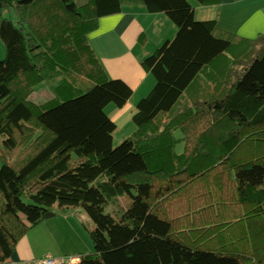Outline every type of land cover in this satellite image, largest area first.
<instances>
[{
  "label": "trees",
  "instance_id": "obj_1",
  "mask_svg": "<svg viewBox=\"0 0 264 264\" xmlns=\"http://www.w3.org/2000/svg\"><path fill=\"white\" fill-rule=\"evenodd\" d=\"M138 4L177 35L143 60L155 84L114 146L106 107L133 91L109 77L90 34ZM0 39V264L24 262L30 230L81 208L93 249L74 264H264V35L223 31L190 0H0ZM53 81L55 98L29 100ZM123 195L127 207L106 213Z\"/></svg>",
  "mask_w": 264,
  "mask_h": 264
},
{
  "label": "crops",
  "instance_id": "obj_2",
  "mask_svg": "<svg viewBox=\"0 0 264 264\" xmlns=\"http://www.w3.org/2000/svg\"><path fill=\"white\" fill-rule=\"evenodd\" d=\"M194 7L196 17L200 14L198 19H216L217 27L223 31L246 39L264 35V0H221L219 5L194 4ZM176 32V26L165 13L151 14L138 4L124 6L121 13L100 18L98 29L90 34V42L109 77L124 81L133 91L123 108L106 107L116 130L132 120L137 103L155 84L152 74L143 68V60ZM76 230L68 222V215L42 222L18 243L19 259L27 263L48 256L77 260L89 253L90 248L77 236ZM74 240L76 244L72 243ZM48 241L52 243L46 245ZM52 244L58 248L54 253Z\"/></svg>",
  "mask_w": 264,
  "mask_h": 264
},
{
  "label": "rangeland",
  "instance_id": "obj_3",
  "mask_svg": "<svg viewBox=\"0 0 264 264\" xmlns=\"http://www.w3.org/2000/svg\"><path fill=\"white\" fill-rule=\"evenodd\" d=\"M76 2L77 4L82 5L86 3L87 0H76ZM190 2L193 5L198 4L196 0H190ZM199 16L200 14L197 17ZM4 17L10 18L11 20L16 22L17 21L16 10L12 9L11 11L7 12ZM176 35H177V32L174 35V37L171 38V41L176 37ZM5 51H6L5 46L0 39V59H4L5 54H6ZM57 84H58L57 81H53V82H42L36 85L34 87V92L31 93L28 97L29 100L37 105L45 104L46 102L55 98L56 93H54L53 87L56 86ZM122 125L124 126H119V128L114 133V138H113L114 146H118L119 144L122 143L124 139H127V137L128 138L131 137L135 131L134 129H136L132 120H130L127 124L125 122ZM174 135L178 139V141L176 142L174 146V150L176 153L181 154L184 152V144H185L183 134L178 129H176L174 130ZM19 147H22V149H25V147L28 148V145H24V143L21 142ZM129 202H130V199L127 197V195L118 196L116 199L112 200L108 205H106L105 212L110 213L111 215L113 214L118 215V213H120L127 207ZM78 210L80 212H78ZM71 212L73 214H71ZM64 215H68V222H70V224H72L78 230V231L76 230V232L79 234L77 236H79L81 241L83 243L85 242V244L89 246L90 250L93 249L92 240L90 238V231L94 228V224L89 219L84 209L81 208V209H77L76 211L75 209H71L70 211H65V213L60 212V213H57V215L53 218L58 219ZM46 243H47L46 245H48V244H51L52 242L48 241ZM72 243L76 244V241L74 240ZM45 247L48 248L47 246H44V249ZM51 247L52 249H54L53 251L50 249L53 253L58 249L54 247V244H52ZM71 261L72 262L70 264H74L78 262V259L71 260Z\"/></svg>",
  "mask_w": 264,
  "mask_h": 264
},
{
  "label": "built area",
  "instance_id": "obj_4",
  "mask_svg": "<svg viewBox=\"0 0 264 264\" xmlns=\"http://www.w3.org/2000/svg\"><path fill=\"white\" fill-rule=\"evenodd\" d=\"M13 264H65V261L62 259L52 258L51 256L45 257L41 260L33 261L30 263L22 262V263H13Z\"/></svg>",
  "mask_w": 264,
  "mask_h": 264
}]
</instances>
